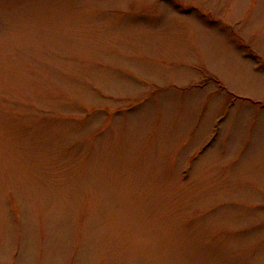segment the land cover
I'll return each mask as SVG.
<instances>
[{
	"label": "rangeland",
	"instance_id": "rangeland-1",
	"mask_svg": "<svg viewBox=\"0 0 264 264\" xmlns=\"http://www.w3.org/2000/svg\"><path fill=\"white\" fill-rule=\"evenodd\" d=\"M0 264H264V0H0Z\"/></svg>",
	"mask_w": 264,
	"mask_h": 264
}]
</instances>
